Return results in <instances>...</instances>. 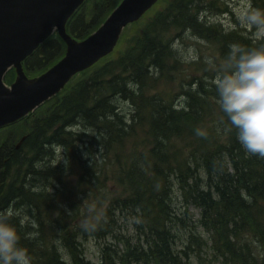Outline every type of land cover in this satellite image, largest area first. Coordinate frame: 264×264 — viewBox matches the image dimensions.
<instances>
[{
  "label": "trees",
  "instance_id": "obj_1",
  "mask_svg": "<svg viewBox=\"0 0 264 264\" xmlns=\"http://www.w3.org/2000/svg\"><path fill=\"white\" fill-rule=\"evenodd\" d=\"M119 1L99 18L91 12L88 24L77 12L70 30L87 36ZM164 1L126 28L114 52L55 95L61 98L56 107L47 111L49 99L13 123L25 127L20 148L13 141L0 148V212L19 213L10 219L32 264H94L88 240L97 246L98 264H264V157L246 151L220 105L205 114L217 99L213 80L191 78L170 95L161 89L178 80L184 57L175 43L185 30L224 42L217 43L223 58L232 43L245 49L264 43L235 39L237 30L196 34L197 25L210 24L199 15L213 0H169L162 10ZM64 48L52 36L28 58V70L49 66ZM178 94L183 99L176 105ZM119 144L114 187L112 175L94 167L96 160L90 165L81 157L102 150L109 162ZM69 147L83 170L78 192L67 187L72 167L61 159ZM86 196L96 201L88 218L78 202Z\"/></svg>",
  "mask_w": 264,
  "mask_h": 264
},
{
  "label": "water",
  "instance_id": "obj_2",
  "mask_svg": "<svg viewBox=\"0 0 264 264\" xmlns=\"http://www.w3.org/2000/svg\"><path fill=\"white\" fill-rule=\"evenodd\" d=\"M84 1L0 0V127L33 112L76 73L110 53L123 29L140 19L157 0H122L92 34L78 40L67 31V22ZM55 29L67 44L66 54L45 72L29 77L24 60ZM11 67L16 78L8 85L4 77Z\"/></svg>",
  "mask_w": 264,
  "mask_h": 264
},
{
  "label": "rangeland",
  "instance_id": "obj_3",
  "mask_svg": "<svg viewBox=\"0 0 264 264\" xmlns=\"http://www.w3.org/2000/svg\"><path fill=\"white\" fill-rule=\"evenodd\" d=\"M115 0H89L87 3L85 2L84 5L80 6V9L78 10L79 13H84L83 18L85 17L86 24L89 23V17L91 16V12L95 14L98 18L100 17V13L103 11L104 8H106L109 4H113ZM197 1V0H195ZM214 2L208 7V11H205L203 14L199 15L202 18H206L207 21L212 23V27H210L209 23L207 25H203V27H198L196 26V34L200 31L206 34H214L211 31V28L214 32H218L220 35L223 33V30H234V29H242L244 32V29L247 31H251L253 29L246 27L241 24L240 21V15L243 12L245 8H248L249 6L252 7L251 0H213ZM200 2H203L200 0ZM169 0H165L160 6V8L163 10L167 7L169 4ZM166 4V7L164 6ZM165 7V8H164ZM226 7L229 8L228 11L226 10ZM159 9L157 8L154 12H156ZM225 11V12H224ZM187 14H189L188 11H186L183 14V17H186ZM186 20V18H184ZM99 20V19H98ZM140 20V19H139ZM138 20V21H139ZM184 22V21H183ZM219 26H218V25ZM75 26H79V23H75ZM223 29V30H222ZM141 28H137V32H141ZM216 35V34H214ZM215 40V37H212ZM217 43H219L222 47L225 45V43H221L218 40H215ZM215 43L214 41H210L208 39H202L195 35L191 30H185L182 32V36L179 38L178 41H176V48L180 50L181 56L184 57L182 59V65L180 70L178 71L177 77L178 80L175 83H170L168 86L163 82V86L161 89H166L168 94H173L175 90L179 89V85L182 84L185 81H190L191 78L195 79H202L205 82H210L213 80L216 76V71L219 69V66L222 64L224 58L221 56L222 51L220 49V45ZM62 45V44H60ZM227 49V48H226ZM225 49V51H226ZM196 57L195 59H192L191 57ZM206 57H212L213 58V64H209L206 60ZM36 66L37 63L33 62ZM39 65V62H38ZM45 65V63H44ZM14 79V78H13ZM215 98V97H214ZM61 98H51L50 101L52 100V103H50L51 107L47 108L48 110H52V108L56 107V105L59 103ZM183 99L180 94H178L174 100V104L178 105L180 104V100ZM121 99L117 100V103L119 106L122 107L125 103ZM126 102V101H125ZM127 103V102H126ZM219 104L217 102V99L215 98V101H210L207 109L205 110L206 115H210L214 109H218ZM218 111V110H217ZM25 127L24 125H17L14 126L13 124L8 125L6 127H3L0 129V148L4 145L3 143L7 141H13L16 143L21 136H18L23 133ZM189 129L183 131L182 134H187ZM140 138V136L136 137L134 140L137 141ZM85 143L83 142V147ZM119 145H114V150L112 151V154H114V160H109V162H106L102 159V150L100 151H95L97 152L95 155H85L81 157V159L84 162H87L88 164L92 165L89 163V159L92 161H97V166H94L95 168H98L101 170V168L105 169V172L108 175L114 176V178L108 182V184L113 185L114 187H117L116 183V177L115 173L117 171V166L115 164L116 158V152L117 148ZM82 146V145H80ZM129 147V145H128ZM55 148V146H54ZM70 148V147H69ZM57 153L62 152V148H55ZM85 152V150L83 151ZM86 154V153H85ZM61 157V156H60ZM77 158L75 154H73V150L70 148L69 150V155H63L61 159L63 160V163L65 165L67 164V167L70 168V171L67 172L66 174L69 175L67 177L66 182H67V187H71L73 190L78 192V187L77 184L79 182V175L80 173H83V170L79 167L78 160L75 159ZM59 159V160H61ZM58 159H56L57 162ZM86 160V161H85ZM114 180V181H113ZM58 181V180H57ZM58 184V183H57ZM58 187H60L63 191L66 190L64 187L65 185L58 184ZM59 189V188H58ZM62 191H58V197L61 196ZM179 192H176V195ZM64 196V195H63ZM63 198V197H62ZM178 199L180 197H177ZM79 206L81 210H84V212H89V214L84 215L85 218H88L90 216L91 210L94 208L96 201L93 196H86L83 197L82 199L78 200ZM180 205V203H179ZM125 230V228H123ZM85 246L87 248V254L88 257L92 260L94 264H98V252H97V246L93 240H88L85 243Z\"/></svg>",
  "mask_w": 264,
  "mask_h": 264
},
{
  "label": "clouds",
  "instance_id": "obj_4",
  "mask_svg": "<svg viewBox=\"0 0 264 264\" xmlns=\"http://www.w3.org/2000/svg\"><path fill=\"white\" fill-rule=\"evenodd\" d=\"M240 21L246 27H254L255 36H264V10L249 6L241 13ZM229 48L212 81L217 102L246 151L264 157V47L245 49L232 43ZM206 60L213 64L212 57H206ZM196 133L206 135L199 128ZM13 215L19 213L0 212V264H32L27 248L19 243L20 232L10 219ZM26 235L31 238L35 233Z\"/></svg>",
  "mask_w": 264,
  "mask_h": 264
},
{
  "label": "bare ground",
  "instance_id": "obj_5",
  "mask_svg": "<svg viewBox=\"0 0 264 264\" xmlns=\"http://www.w3.org/2000/svg\"><path fill=\"white\" fill-rule=\"evenodd\" d=\"M251 3H252V7L253 8H259V9L264 10V0H251ZM251 29H253V30L247 31V30L244 29V32L242 31V29H239V30L238 29H234V30H237V31L240 32V33H236L235 39H240V40H242V41H244L246 43L247 36H248L253 41H256V42L260 41L261 43H264V36H262V37L255 36L254 33L256 32V29L254 27H252ZM166 176H167V172L165 173V177L163 176L164 181H167Z\"/></svg>",
  "mask_w": 264,
  "mask_h": 264
}]
</instances>
